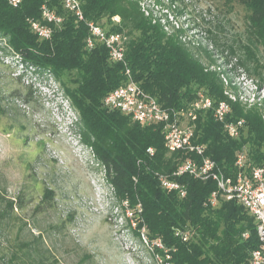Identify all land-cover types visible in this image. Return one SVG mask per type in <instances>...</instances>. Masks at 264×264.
<instances>
[{
  "label": "trees",
  "instance_id": "16d2710c",
  "mask_svg": "<svg viewBox=\"0 0 264 264\" xmlns=\"http://www.w3.org/2000/svg\"><path fill=\"white\" fill-rule=\"evenodd\" d=\"M78 1L83 20L66 10L63 0H21L16 7L0 0V37L23 63L55 74H73L76 86L66 92L84 122L93 152L138 227L145 228L151 243L159 240L167 251L154 245L161 264H250L251 252L260 245L254 218L236 201L220 195L216 204L210 205L208 199L217 190L214 180L187 174L171 176L183 160L195 155L168 152L161 124L143 125L129 115L109 110L103 105V97L125 82L128 68L141 89L167 111H190L200 94L209 97L213 106L227 101V120L244 121L237 137H230L214 120L212 109L194 111L190 123L192 141L203 145L204 155L230 177L238 172L235 162L241 153L246 154L245 173L264 163L262 109L256 105L247 108L238 99H229L228 87L220 76L205 67L179 36L167 33L145 14L139 0ZM236 1L244 3L250 12L247 33L262 48L260 59L254 55L247 58L255 63L252 71L264 86V0ZM42 5L61 17L60 23L49 24L52 34L47 40L38 38L29 24L30 19L43 22ZM87 22L121 37L123 61H113L101 42L96 41L92 49L86 47ZM148 148L153 149L152 154ZM156 173L178 181L186 190L185 196L163 189ZM49 195L51 192H46L44 197ZM12 209L7 204L0 211V224ZM177 230L187 232L186 241L175 234ZM0 264L50 263L34 240H16L9 250L0 249Z\"/></svg>",
  "mask_w": 264,
  "mask_h": 264
},
{
  "label": "rangeland",
  "instance_id": "374dc122",
  "mask_svg": "<svg viewBox=\"0 0 264 264\" xmlns=\"http://www.w3.org/2000/svg\"><path fill=\"white\" fill-rule=\"evenodd\" d=\"M139 6L220 76L229 99L264 113V86L247 58L260 59L262 48L247 33L244 3L139 0ZM73 78L23 63L0 37V211L13 206L0 224V249L34 240L50 264H160L93 152L66 92L76 86ZM188 112L178 120L193 129Z\"/></svg>",
  "mask_w": 264,
  "mask_h": 264
},
{
  "label": "built area",
  "instance_id": "2783aa9c",
  "mask_svg": "<svg viewBox=\"0 0 264 264\" xmlns=\"http://www.w3.org/2000/svg\"><path fill=\"white\" fill-rule=\"evenodd\" d=\"M20 1L8 0V3L16 7ZM63 7L72 12L77 19H84L78 0H63ZM40 14L43 22L30 19V29L38 38L47 40L52 34V28L49 24L60 23L61 17L46 5L40 7ZM114 21H118V19L114 17ZM87 27L89 32L85 39L87 48L92 49L96 41L101 42L108 49L109 56L113 61H123L122 40L118 34H107L101 26L93 22H87ZM125 77L123 84L109 91L103 97V105L109 110H117L129 115L134 121L143 125L161 124L164 144L168 152L183 151L194 154L195 157L190 156L183 160L171 176L187 174L196 179H212L216 182L217 190L212 192L208 199L210 205L216 204L218 195L240 204L254 218L260 241L259 247L251 252L250 264H264V163L252 167L248 173H245L246 154L241 153L235 162L238 169L237 174L234 177L224 175L217 169L215 162L204 155V146L192 141L191 128H183L180 125L177 112L163 109L153 96L145 93L133 80L128 68L125 69ZM199 109H212L214 120L222 124L224 131L230 137L239 135L244 121L243 119L227 120L230 112V105L227 101H219L213 106L209 97L200 94L188 112V116L194 118V111ZM147 151L153 153L152 148H148ZM156 176L163 189L169 192H177L180 197L185 196L186 190L178 181L171 179L166 174L156 173ZM138 211H141L139 205ZM142 234L145 235L144 227ZM175 234L181 237L182 241H186L188 238L187 232L182 230H177ZM154 245L162 249L163 252H167L159 240ZM168 258L169 256L166 254L165 259ZM161 262L162 259L160 258V264ZM164 264L169 263L165 262Z\"/></svg>",
  "mask_w": 264,
  "mask_h": 264
}]
</instances>
